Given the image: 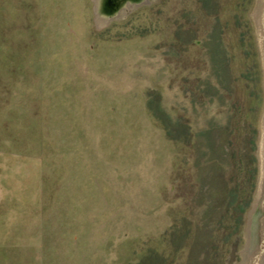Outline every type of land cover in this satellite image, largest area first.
I'll use <instances>...</instances> for the list:
<instances>
[{
	"label": "rangeland",
	"instance_id": "obj_1",
	"mask_svg": "<svg viewBox=\"0 0 264 264\" xmlns=\"http://www.w3.org/2000/svg\"><path fill=\"white\" fill-rule=\"evenodd\" d=\"M143 1L0 0V264H252L264 0Z\"/></svg>",
	"mask_w": 264,
	"mask_h": 264
},
{
	"label": "bare ground",
	"instance_id": "obj_2",
	"mask_svg": "<svg viewBox=\"0 0 264 264\" xmlns=\"http://www.w3.org/2000/svg\"><path fill=\"white\" fill-rule=\"evenodd\" d=\"M100 0H96L97 3H99ZM143 0H127L126 2L122 1L121 3L118 2V0H103L102 2V10H105L103 13L104 20L99 18V22L102 23V21H105L103 23L104 25L108 24L111 19H108V17H111L115 14L122 15L130 12L131 10H134L138 7V5L143 4ZM144 2V1H143ZM96 3V4H97ZM98 5H96L97 7ZM114 16V17H115ZM107 17V18H106ZM113 17V19H114ZM106 18V20H105ZM262 22V28L260 32V48L263 55V63H264V19ZM260 23V22H259ZM260 160H261V172H260V179H259V191L258 196L256 198L254 211H256L261 219L259 222L260 225V238L258 239V249L256 251V256L252 260V264H264V118L262 121V133H261V142H260ZM258 217L255 218V221Z\"/></svg>",
	"mask_w": 264,
	"mask_h": 264
},
{
	"label": "water",
	"instance_id": "obj_3",
	"mask_svg": "<svg viewBox=\"0 0 264 264\" xmlns=\"http://www.w3.org/2000/svg\"><path fill=\"white\" fill-rule=\"evenodd\" d=\"M122 1L126 2L127 0H118L119 3H121ZM135 2V0H132Z\"/></svg>",
	"mask_w": 264,
	"mask_h": 264
}]
</instances>
